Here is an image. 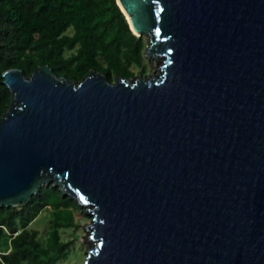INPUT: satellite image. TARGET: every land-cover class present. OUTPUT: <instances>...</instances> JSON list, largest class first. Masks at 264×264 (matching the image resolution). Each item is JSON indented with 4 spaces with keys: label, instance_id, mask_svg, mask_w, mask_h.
Listing matches in <instances>:
<instances>
[{
    "label": "water",
    "instance_id": "95a60500",
    "mask_svg": "<svg viewBox=\"0 0 264 264\" xmlns=\"http://www.w3.org/2000/svg\"><path fill=\"white\" fill-rule=\"evenodd\" d=\"M149 79L3 74L0 207L92 206L84 264H264V0H117Z\"/></svg>",
    "mask_w": 264,
    "mask_h": 264
},
{
    "label": "trees",
    "instance_id": "16d2710c",
    "mask_svg": "<svg viewBox=\"0 0 264 264\" xmlns=\"http://www.w3.org/2000/svg\"><path fill=\"white\" fill-rule=\"evenodd\" d=\"M146 49V36L132 31L117 0H0V117L12 96L4 84L8 70L30 77L47 65L76 83L94 70L115 83L147 76ZM46 186L53 183L40 187L26 206L0 207V264H58L67 257L70 242L62 239L58 219L44 242L31 229L49 206Z\"/></svg>",
    "mask_w": 264,
    "mask_h": 264
},
{
    "label": "rangeland",
    "instance_id": "374dc122",
    "mask_svg": "<svg viewBox=\"0 0 264 264\" xmlns=\"http://www.w3.org/2000/svg\"><path fill=\"white\" fill-rule=\"evenodd\" d=\"M72 32V30H69L68 33ZM146 39L147 48H149V37L146 36ZM144 63L147 65V76L144 78L149 79L150 75L153 74L154 78L159 79V76L163 74L159 68L164 65L165 57L156 60L146 54ZM157 69L159 76L155 71ZM140 77L143 76H137L132 81L135 82L134 80ZM45 189V192L50 195L49 206L31 224V229L36 230L40 240L44 242L55 231V222L58 219L60 226H63L59 230L62 239L70 242L67 247V257L58 264H84L88 260L90 251L97 243L95 240L88 238L92 237L93 234L85 229L86 226L93 225L94 215L91 212L93 207L81 206L76 199L64 194L61 188L54 183L53 187L46 186ZM61 192L65 197L61 195ZM59 207L61 208L60 212ZM66 225H70V228H66Z\"/></svg>",
    "mask_w": 264,
    "mask_h": 264
},
{
    "label": "bare ground",
    "instance_id": "6f19581e",
    "mask_svg": "<svg viewBox=\"0 0 264 264\" xmlns=\"http://www.w3.org/2000/svg\"><path fill=\"white\" fill-rule=\"evenodd\" d=\"M163 58H164V57H163ZM161 72L164 73V71H161ZM91 207H92V206H91ZM98 241H99V240H98ZM98 241H97V242H98Z\"/></svg>",
    "mask_w": 264,
    "mask_h": 264
}]
</instances>
